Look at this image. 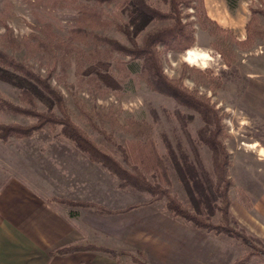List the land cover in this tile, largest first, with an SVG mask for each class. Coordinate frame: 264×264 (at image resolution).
Segmentation results:
<instances>
[{"label":"rangeland","instance_id":"rangeland-1","mask_svg":"<svg viewBox=\"0 0 264 264\" xmlns=\"http://www.w3.org/2000/svg\"><path fill=\"white\" fill-rule=\"evenodd\" d=\"M128 1L0 0V69L15 75L29 71L30 82L39 79L63 101L61 109L39 85L41 92L31 100L23 98L22 89L0 79V125L26 127L37 121L10 112L4 104L68 118L101 152L126 169L136 165L152 184L158 181L154 163L161 159L169 180L162 186L194 213L182 179L192 167L203 185L216 183L218 153L206 143L214 128L212 115L160 91L143 56L130 54L143 48L147 36L173 24L171 0H141L162 18L139 15ZM177 12L185 39L175 48L155 43L153 52L164 77L206 101L217 114L229 161L230 211L233 204L239 216L240 207L251 210L253 201L264 195V0H177ZM188 50L207 58L188 64ZM61 132L60 125L44 126L21 139L0 140V184L18 170H48L44 156L59 153L61 141L80 152ZM80 153L111 175V189L116 184L126 199L130 195L131 204L149 200L165 209L164 199L121 188L114 175ZM54 158L65 162L59 155ZM206 207L200 201L201 216L208 215ZM210 215L209 222L222 223L216 207ZM231 218V227L264 249L263 241ZM178 219L165 220L163 244L149 238L140 252L123 253L121 264H264L240 239Z\"/></svg>","mask_w":264,"mask_h":264},{"label":"crops","instance_id":"crops-1","mask_svg":"<svg viewBox=\"0 0 264 264\" xmlns=\"http://www.w3.org/2000/svg\"><path fill=\"white\" fill-rule=\"evenodd\" d=\"M60 146L59 153L53 147L55 152L44 156L50 167L43 173L18 170L2 180L0 264H121L123 253L140 252L149 238L163 244L165 220L178 218L153 201L131 204L130 195L126 199L116 184L111 189V175L69 143ZM58 155L65 162H55ZM230 212L240 227L264 242V195L251 210L240 207L237 216L232 204ZM64 246H92L118 256L88 249L53 253Z\"/></svg>","mask_w":264,"mask_h":264},{"label":"trees","instance_id":"trees-1","mask_svg":"<svg viewBox=\"0 0 264 264\" xmlns=\"http://www.w3.org/2000/svg\"><path fill=\"white\" fill-rule=\"evenodd\" d=\"M128 2L139 15L143 14L146 17L155 18V16H152L154 14L159 18L165 17L159 12L152 11L141 0H129ZM171 8V13L173 15L170 18H173V24L167 29H162V31L158 32L157 34L147 36L144 41L143 48L138 49V52H132L130 54L135 58H141V56H143L144 63L153 70L154 76L156 77V84L160 91H163L169 96L177 98L185 104L205 109L212 115L214 128L209 133L206 143L212 150L218 153L217 159L214 163L216 183L212 185L210 181H203V185L200 177L197 176L192 167L190 175L182 179L183 184L187 187L186 191L191 200V205L195 210L194 213L185 208L167 188L162 186V184L168 185L169 180L167 177V167L164 165V162H162L161 159H157L154 163V174L157 176L158 181L157 184H152L145 178L143 174H141L139 170H137L136 165H132L130 169H126L118 161L101 152L97 146L85 135V133L75 126L68 118L60 120L49 113L42 114L36 112L33 109L19 111V109L9 104H4V106L10 112L24 113L25 115L35 117L37 121L36 123L26 127H21L15 124L0 125V140L6 142L9 138L21 139L30 136L34 131L40 130L44 126L54 127L56 125H60L62 127V135L71 140L80 150V152L87 155L92 162L101 164L103 168L114 175L121 182V188L131 187L135 190L146 192L156 199H164L165 209L173 217L183 219L197 229L213 232L217 235L224 234L229 237L240 239L245 245L252 249L254 254L264 258V249L261 246L256 245V241L254 239L249 238L243 232V230H236L229 225V223H234L230 214V200L228 196L230 181L228 180L226 169L228 167L229 161L225 147L219 139L221 135V126L217 114L206 101L198 99L194 95H191L186 90H184L180 85L172 83L170 80L164 77L161 73L160 67L157 64V59L155 53L153 52V46L155 43L157 44L158 42H161L163 44L168 42L167 44H169V46L175 48L178 47L177 45L180 46L182 44V39H185L184 33L181 30L182 26L179 23V18L178 16L176 17V15H178L177 0H171ZM31 77L33 78L29 71H25L23 75H15L5 71L4 69H0V79L22 89L21 97L31 100L30 98L32 96H36L38 94L37 92L40 91V89H38L36 86L39 85L42 86L41 88L46 89L51 93L52 96L55 97L58 106L62 109L63 101L60 95L57 94V92L51 90L37 78L35 81L30 82L28 78ZM176 166L180 168L178 164H176L175 167ZM191 183L192 187L190 186ZM200 201L204 202L207 206L206 208L209 210L207 213L208 215L206 216H201V212L199 211ZM218 202L220 206H217ZM215 207L221 214L222 223L218 225H214L209 222V216H211L210 214ZM98 210L104 212L103 209L98 208ZM81 249L105 252L111 256L116 255V253L113 251H107L92 246H64L55 249L53 253L66 254ZM243 260H246V258ZM244 262L245 261L241 260L236 264H243Z\"/></svg>","mask_w":264,"mask_h":264},{"label":"bare ground","instance_id":"bare-ground-1","mask_svg":"<svg viewBox=\"0 0 264 264\" xmlns=\"http://www.w3.org/2000/svg\"><path fill=\"white\" fill-rule=\"evenodd\" d=\"M234 21V20H233ZM240 27V26H239ZM207 57L205 56V54H201L200 56H198L196 53L192 52V50H188L186 53H185V61L188 63V64H191V65H195L196 62L199 60V59H206Z\"/></svg>","mask_w":264,"mask_h":264}]
</instances>
